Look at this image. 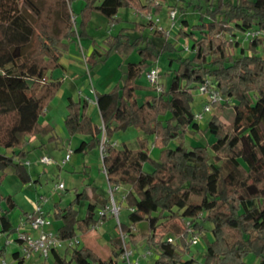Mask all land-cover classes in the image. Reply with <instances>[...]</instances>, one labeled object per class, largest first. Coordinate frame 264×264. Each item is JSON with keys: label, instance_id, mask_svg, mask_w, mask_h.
I'll list each match as a JSON object with an SVG mask.
<instances>
[{"label": "trees", "instance_id": "trees-1", "mask_svg": "<svg viewBox=\"0 0 264 264\" xmlns=\"http://www.w3.org/2000/svg\"><path fill=\"white\" fill-rule=\"evenodd\" d=\"M12 1L0 0V20L5 23L0 37V116H9L0 131V146L13 149L0 151V180L10 169L28 181L30 150L24 147L29 139L38 135H48L49 141L58 138L53 126L42 124L39 118L61 87L62 78L45 79L44 71L59 66L71 43L93 41L86 25L94 11L114 24L119 22L120 7L156 15L165 0H82L78 10L72 6L76 0H26L35 11L31 19ZM194 1L187 0L181 10L190 5L197 20L190 23L182 17L175 34L191 39V53L179 50L170 57L177 66L165 88L146 93L140 100L135 93L141 72L164 50H172L173 43L156 28L157 36L165 35L160 47L146 33L130 38L123 30L127 26L121 27L104 37L102 52L92 50L86 57L93 62L116 50L126 66L111 88L94 91L100 122L87 113L86 98L69 95L63 125L68 135H83L74 151L100 149L107 182L127 188L122 194L127 220H119L126 245L154 253L151 264H194L187 228L199 238L203 221L211 223V237L204 236L199 264H264V54L258 50L264 36L249 38L246 46L234 37L249 28L264 29V0ZM144 27L154 26L147 20L134 22L132 29ZM133 54L136 59H131ZM207 77L224 98L213 104L219 108L232 105L234 111L228 121L212 114L201 128L191 103L194 90ZM130 126L140 131L138 147L125 142L115 145L114 132ZM203 130L210 134L209 141L185 143L186 133ZM149 139L158 148L156 158ZM108 200L109 196L89 184L75 189L64 206L60 200L54 202L58 238L75 237L99 225L97 209ZM16 206L11 194L0 195V233L6 236L16 232L9 215ZM110 243L107 256L82 243L52 247L49 264H122L119 233ZM5 250L6 243L0 240V256ZM249 254L251 261L246 259ZM11 255L18 262L26 259L18 250Z\"/></svg>", "mask_w": 264, "mask_h": 264}, {"label": "rangeland", "instance_id": "rangeland-1", "mask_svg": "<svg viewBox=\"0 0 264 264\" xmlns=\"http://www.w3.org/2000/svg\"><path fill=\"white\" fill-rule=\"evenodd\" d=\"M103 1L105 0H97V3H102ZM194 2H196V0ZM212 2H216V0H212ZM12 3L17 6L18 11L23 12L28 17H30V19L34 17L35 11L29 6L26 0H13ZM172 3L175 4L173 5ZM182 3V0H165L163 2L161 11L158 14L155 15L149 13L151 15L150 19L147 18L144 12L135 10L130 7H120V11L118 14L124 17V19L114 24H109L104 15H102L98 11H94L92 13L91 19L86 25V30L88 34L93 37V39L97 40L98 45H102L103 39L106 35H108V33H114L119 28L124 26L128 27L129 22L125 20L126 18L128 19L129 17H131L129 19H140L142 21L145 20L144 22H146L147 20H151L154 27H149V29L148 27H146L147 29L144 30L146 35L152 37L159 47L164 41L166 35L167 39L171 41L174 46L172 50H164L160 54L156 62L151 64L152 66H156L160 69L158 80L165 88L171 79L173 70L177 66V61L172 59L170 61V57L176 56L179 53V50H181L183 54L191 53V39L179 38L176 37L175 34L182 26V17H187L188 21L190 23H193L197 20L198 14L197 12L191 11L192 9L190 5L188 6L187 10H181V6L184 5V3L187 4V0H184V3ZM82 4V0H76L72 4L73 9L78 10V8ZM0 9H3L1 4ZM171 9H177L175 17L173 19H171L169 15ZM173 21L174 23L172 24ZM4 24L5 23L0 20V37L2 36L1 29ZM127 27L123 28V30L129 35L130 38H134V30ZM155 28L164 31L165 35L157 36L153 31ZM196 36H198V34H196ZM234 37L241 42V45H247L249 38L244 37L241 32L235 33ZM85 40L86 39H82L81 42L90 43L89 39H87V41ZM76 45H78V42ZM100 48L102 49V47ZM234 50L236 53L238 52V48H235ZM258 50L259 53L264 54V45L258 46ZM122 57L123 55L120 52L113 50L106 57L103 55L100 57H96V60H92L93 62H87V60H84L83 58H76V60H74L75 63H70L71 65L66 64L63 59L60 58V62H62L61 66L55 68L56 70L54 71L52 69H47L44 71V78H47V76L49 77L50 75V77H55L57 75L63 77L62 85L58 90V93L46 108V114L40 116L44 117L43 119H46V121H51V123L55 125L54 132L59 134L60 137L56 140L49 141L47 137L41 135L40 137H36L33 141L27 143L26 149L30 150L26 157V160L29 161L27 168L29 170L30 180L22 181L16 174L12 172L5 173L3 178L0 180V195L11 194L13 199L16 201L17 206L9 212V215L10 218H12L14 221H17V225L21 223L20 219L23 211H31L32 209H34L39 199L40 203H42L43 209H48L50 211L49 215L53 223L56 225L59 222L55 220L53 216L54 201L60 200V206H64L70 199L73 198L74 190L76 188L81 189L83 187H88L89 184H93L100 192L106 194L107 196H110L108 192V182L102 168L100 149H92L87 153L75 151L73 152V154H75L73 155V158H70L64 163L60 162V160H62L61 158L66 152V149L72 146L74 143L73 141L70 142V135H68L65 130L63 119L66 114L65 105L67 102V96L73 95V97L76 98V96H78V93H80L81 91L83 92V89L84 92L82 95L87 94L94 96L93 89H95V91H105L115 84L126 67L125 63H120ZM67 66H71L73 68V73L68 72L67 69H63V67L67 68ZM137 80L139 81V83L144 85L143 89L137 90L136 96L139 100L142 98L144 93H157L154 86H152L147 80L146 75L143 71L141 72ZM193 93L194 99L191 103L193 111L201 110L203 112V116L198 120L201 128H203L208 118L214 113L219 114L224 121H228L230 119L234 111L232 105H225L224 107L219 108L212 102L211 111H203L202 96L198 93L197 88ZM230 102H232V100ZM63 108L65 109L64 114ZM89 113L92 115L93 119L96 122H100L99 111L94 102H92L90 105ZM8 121L9 116H0V131L2 130L4 125L8 123ZM139 134L140 131L138 129L130 126L125 130L115 131L112 139L117 146H121L122 142H125L128 147L136 148L138 147L137 135ZM186 134L187 136L185 139V143L188 145L198 144L203 141L207 142L211 139L210 134L208 132H205L204 130L196 134L192 132H188ZM201 136H203L204 139H202ZM149 147L151 149L154 147L152 145L151 139H149ZM157 149V147L154 148V150ZM0 150H4V147L0 146ZM42 154H47L49 157H51L52 161L49 163H41L38 159ZM152 155L155 158L157 156V154L155 155L154 152H152ZM84 162L87 163V166H84ZM144 167L145 169H149L150 165L146 163ZM34 178L37 179L34 180ZM59 182L63 183L64 188H55V184ZM126 191V188H123L122 190H120L119 188L118 190L114 191L115 200L120 205V212L118 217L121 221L127 220L128 207L122 199V194ZM202 225L204 228L200 231V233H198L199 238L197 239V242L190 243V251L196 259L194 264H199L202 260L205 247L204 236L208 238L211 237V223L208 221H203ZM117 233L118 230L114 224L111 226L102 225V227L100 228H95V234L91 240L88 238L92 236L91 233L82 235L81 239H87L91 247L97 250L100 255L107 256L110 252L108 241ZM0 239L3 241V236ZM95 239L98 244H95ZM13 246L16 245L11 241L10 243L6 244L5 254L3 256H0V263L3 260L6 264H29L30 261H28V259H25L23 262L13 260L11 255V249L13 248ZM134 249H137L136 255H138L140 259V264H147V262L151 264L154 260V253L147 254L146 256H141L145 250L141 246H136L134 247ZM34 256H36V259H39V261H34L35 264H49L51 262L49 255L44 258L42 255H38L37 253H35L31 256V258ZM187 256H189V254L185 255V257ZM246 259L248 261H251L253 257L251 254H249L246 256Z\"/></svg>", "mask_w": 264, "mask_h": 264}, {"label": "built area", "instance_id": "built-area-1", "mask_svg": "<svg viewBox=\"0 0 264 264\" xmlns=\"http://www.w3.org/2000/svg\"><path fill=\"white\" fill-rule=\"evenodd\" d=\"M176 12L177 9L170 10L169 15L171 19L175 17ZM146 16L148 19L151 18L150 14H146ZM173 23L174 21L172 22V24ZM241 33L246 38H254L257 36H264V29L249 28ZM143 72L145 73L149 83L156 89V92H160L163 89L162 84L158 80L160 69L156 66L151 65L147 69L143 70ZM197 90L203 98V111H211L212 102L222 100L220 93L215 89L212 79L209 77L205 78V80L197 86ZM202 116L203 112L201 110L194 111L195 120L198 121ZM72 152L73 149L69 148L60 162L64 163L69 160ZM38 160L41 163H49L52 161L51 157H49L47 154H42ZM120 187L121 186H111L108 183V192L110 194V196L108 195L109 200L106 204L97 209V213L101 217L100 222L104 217L107 216H112L115 218V224L117 225L116 227L122 245L118 257L119 261L122 264H140V259L138 255H136V249L126 245V237L121 229L118 217L120 212V205L114 198V191L118 190ZM55 188H64V185L62 182H59L55 184ZM51 226L52 219L48 212L43 209L40 203H37L34 209H32L31 211L25 212L21 223H19L17 226L16 232V238L20 240L18 242L19 254L24 258H28L31 255L37 253L38 255H42L44 258H46L49 255V250L52 247H61L63 245L74 246L80 243L78 236L67 239L58 238L55 229ZM187 230L189 232V242L196 243L198 239L197 234H192L194 230L191 227H188ZM7 241L9 242V240ZM150 253V250H145L143 255L146 256ZM0 264L6 263L2 260Z\"/></svg>", "mask_w": 264, "mask_h": 264}, {"label": "crops", "instance_id": "crops-1", "mask_svg": "<svg viewBox=\"0 0 264 264\" xmlns=\"http://www.w3.org/2000/svg\"><path fill=\"white\" fill-rule=\"evenodd\" d=\"M119 9H118V11H117V14H116V17L119 19V21H121V20H123L124 19V17H122L121 15H119L118 13H119ZM136 13H138V12H136ZM129 18H131V17H129ZM125 19V20H127L128 22H129V27L128 28H130V29H132L133 28V26H134V22H144V21H142V20H136V19ZM145 29H147L146 27H144L143 29H141L140 31H135L134 30V33L136 34V33H138V32H143V33H145ZM149 29V28H148ZM85 41H87V39L85 40ZM90 41V43H88V42H86V43H83V42H81V40H80V42H78V45H76L77 44V42H74V43H71V45H70V48H69V50L61 57L62 59H63V61L66 63V64H72V63H75L74 62V60H76V58L77 59H80V58H83L84 60H86V57L90 54V52L92 51V50H97L99 53L100 52H102L103 50H104V48H105V46H104V43H102V41H101V43H102V45H98V43H97V40H95V39H93V41H91V40H89ZM79 46V47H78ZM100 47H102V49L100 48ZM111 53V52H110ZM131 59H136V55L135 54H133L132 56H131ZM60 62V61H59ZM61 63L62 62H60V64H59V66H61ZM120 63H124V61H123V57L121 58V62ZM70 64V65H71ZM63 69H67L68 70V72H70V73H73V68L71 67V66H67V68H65V67H63ZM54 70H56V69H53V71ZM51 76V75H50ZM48 77L47 76V78L45 77V79H50V78H56V77H60L59 75H57V76H55V77ZM53 76V75H52ZM61 78H63V77H61ZM63 80V79H62ZM85 88V87H84ZM91 88V87H90ZM144 88V85H142L141 83H139V81L137 80V88L135 89V93H136V95H137V90L138 89H143ZM60 89V88H59ZM58 89V90H59ZM83 89V88H82ZM93 89V88H92ZM81 91V90H80ZM93 91H95V89H93ZM83 92H84V89H83ZM83 92L81 91L80 93H78V96H76V98H79V99H82V98H86L87 100H88V108H87V113L92 117V115L89 113V108H90V105H91V103L92 102H94L95 103V95L94 96H91V95H87V94H85V95H82L83 94ZM57 93H58V91H57ZM56 93V94H57ZM145 94V93H144ZM141 95V94H140ZM72 97H73V95H71ZM142 96V95H141ZM74 98V97H73ZM75 98V99H76ZM48 107V106H47ZM45 112H46V110H45ZM64 112H65V109L63 108V114H64ZM46 113H44V115H45ZM44 117H40L39 118V120H40V122L42 123V124H44V123H50L52 126H53V128H54V130H55V125H53V123H51V121H46V119H43ZM93 118V117H92ZM94 120V119H93ZM56 133V132H55ZM57 134V133H56ZM58 135V138L60 137V135L59 134H57ZM41 135H38V136H36V137H40ZM48 135H44V137H47ZM36 137H32V138H30L29 139V141L28 142H30V141H33ZM57 138V139H58ZM83 138V135H80V134H76V135H73V136H70V142H74L73 143V145L72 146H70L69 148H71V149H74L76 146H77V144H78V142L81 140ZM27 142V143H28ZM26 146H27V144H26ZM26 146L24 147L25 149H26ZM69 148H67L66 149V152H67V150L69 149ZM13 149L11 148V147H7V148H4V150H0V151H3V152H6V153H10L11 151H12ZM66 152H65V154H66ZM73 152H75L74 150H73ZM73 152H72V155H71V157L70 158H73V155H75V154H73ZM152 152H154L155 153V155L157 154V150H154V148L152 149ZM65 154H64V156H65ZM63 156V157H64ZM62 157V158H63ZM61 158V159H62ZM61 161V160H60ZM26 162H27V165H28V163H29V161L28 160H26ZM58 164V163H57ZM59 165V164H58ZM84 166H87V163L86 162H84ZM9 172H12L10 169H7V173H9ZM37 178H34V180H36ZM123 188H126V187H124V186H121L120 187V190H122ZM76 189H78V188H76ZM127 189V188H126ZM58 201V200H57ZM35 202V201H34ZM38 203H40V199L37 201ZM54 202H56V201H54ZM41 205H42V203H40ZM60 205V204H59ZM31 210V209H30ZM44 210H46L47 212H48V214H50V211L48 210V209H44ZM54 211V210H53ZM25 212H27V210L25 211H23V214H22V216H21V219L20 220H22V218H23V216H24V213ZM18 220V219H17ZM11 221H12V224L14 225V226H18L17 225V221H14L12 218H11ZM115 220H114V217H112V216H107V217H104L102 220H101V222L99 223V225H97V227H94V228H91L88 232H86V233H91V235L92 236H90V237H88L90 240L92 239V237L94 236V234H95V228H100V227H102V225L103 226H111V225H115V222H114ZM55 224L53 223V221H52V226L51 227H53V228H55ZM140 227H141V225H140ZM27 228V227H26ZM16 232H17V229H16ZM16 232L15 233H13V234H9L8 236H6V235H4V234H2V233H0V238L3 236V241L7 244V243H10V241L11 242H14L15 243V245L16 246H13V248L11 249V252L13 251V250H17L18 249V245H19V243L14 239L15 238V234H16ZM86 233H84V234H86ZM84 234H78L77 236H78V238H79V241H80V243L79 244H88L89 246H91L90 244H89V241H87V239H81V236L82 235H84ZM97 238H100V237H97ZM111 239V238H110ZM110 239H109V241H108V244H109V246H110V248H111V243H110ZM1 240V239H0ZM7 240H9V242L7 241ZM98 240V239H97ZM100 241V240H99ZM104 241H106V240H104ZM95 244L97 243L98 244V242L96 241V239H95ZM109 251H110V249H109ZM108 251V252H109ZM136 252H137V249H136ZM32 256V255H31ZM31 256L30 257H28V258H26V259H28V261H30V263L31 264H35V262L34 261H39V259H36L35 257L36 256H34V257H32L31 258ZM141 256H144L143 254L141 255ZM13 258V257H12ZM35 259V260H34ZM14 261H17L16 259H13ZM29 263V264H30ZM147 264H150V263H148L147 262Z\"/></svg>", "mask_w": 264, "mask_h": 264}]
</instances>
